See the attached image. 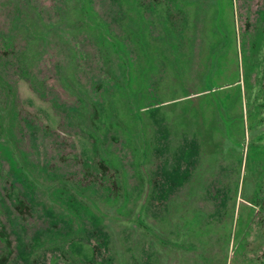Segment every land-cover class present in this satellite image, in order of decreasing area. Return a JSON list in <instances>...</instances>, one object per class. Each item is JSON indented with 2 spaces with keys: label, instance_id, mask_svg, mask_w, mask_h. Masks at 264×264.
I'll list each match as a JSON object with an SVG mask.
<instances>
[{
  "label": "rangeland",
  "instance_id": "374dc122",
  "mask_svg": "<svg viewBox=\"0 0 264 264\" xmlns=\"http://www.w3.org/2000/svg\"><path fill=\"white\" fill-rule=\"evenodd\" d=\"M0 264H264V0H0Z\"/></svg>",
  "mask_w": 264,
  "mask_h": 264
}]
</instances>
